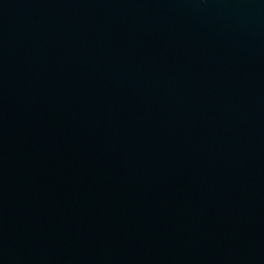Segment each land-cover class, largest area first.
<instances>
[{
	"label": "water",
	"instance_id": "95a60500",
	"mask_svg": "<svg viewBox=\"0 0 264 264\" xmlns=\"http://www.w3.org/2000/svg\"><path fill=\"white\" fill-rule=\"evenodd\" d=\"M0 264H264V0H0Z\"/></svg>",
	"mask_w": 264,
	"mask_h": 264
}]
</instances>
